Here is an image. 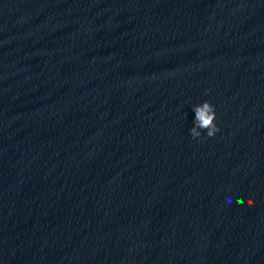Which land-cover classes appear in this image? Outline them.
Segmentation results:
<instances>
[{
  "label": "water",
  "instance_id": "95a60500",
  "mask_svg": "<svg viewBox=\"0 0 264 264\" xmlns=\"http://www.w3.org/2000/svg\"><path fill=\"white\" fill-rule=\"evenodd\" d=\"M0 264H264V0H0Z\"/></svg>",
  "mask_w": 264,
  "mask_h": 264
},
{
  "label": "clouds",
  "instance_id": "9594fccd",
  "mask_svg": "<svg viewBox=\"0 0 264 264\" xmlns=\"http://www.w3.org/2000/svg\"><path fill=\"white\" fill-rule=\"evenodd\" d=\"M193 111L195 120L194 126L190 129V134L193 138L201 136L200 130H206L208 137L214 136L219 131L216 124L215 106L211 102L204 101L202 104L194 106Z\"/></svg>",
  "mask_w": 264,
  "mask_h": 264
}]
</instances>
